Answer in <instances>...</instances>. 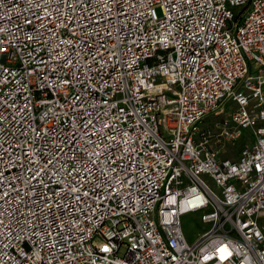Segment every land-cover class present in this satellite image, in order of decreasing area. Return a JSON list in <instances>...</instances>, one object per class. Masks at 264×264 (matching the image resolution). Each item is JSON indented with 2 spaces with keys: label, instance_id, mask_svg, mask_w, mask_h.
<instances>
[{
  "label": "built area",
  "instance_id": "built-area-1",
  "mask_svg": "<svg viewBox=\"0 0 264 264\" xmlns=\"http://www.w3.org/2000/svg\"><path fill=\"white\" fill-rule=\"evenodd\" d=\"M0 264H264V0H0Z\"/></svg>",
  "mask_w": 264,
  "mask_h": 264
},
{
  "label": "rangeland",
  "instance_id": "rangeland-1",
  "mask_svg": "<svg viewBox=\"0 0 264 264\" xmlns=\"http://www.w3.org/2000/svg\"><path fill=\"white\" fill-rule=\"evenodd\" d=\"M157 14L159 15L160 12L157 10ZM243 141L240 142L242 145ZM237 144L233 147L226 146L224 149L225 151L229 152V157L231 159H235L237 151L241 148V145ZM181 228L184 233L186 241L191 244L195 242L197 238L201 236L204 232L205 228L200 222V215L199 214H185L181 216ZM119 256H123V252L119 253Z\"/></svg>",
  "mask_w": 264,
  "mask_h": 264
}]
</instances>
